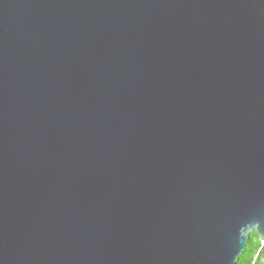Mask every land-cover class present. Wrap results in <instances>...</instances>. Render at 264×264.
I'll list each match as a JSON object with an SVG mask.
<instances>
[{
	"label": "water",
	"instance_id": "1",
	"mask_svg": "<svg viewBox=\"0 0 264 264\" xmlns=\"http://www.w3.org/2000/svg\"><path fill=\"white\" fill-rule=\"evenodd\" d=\"M264 244V0H0V264H235Z\"/></svg>",
	"mask_w": 264,
	"mask_h": 264
},
{
	"label": "trees",
	"instance_id": "2",
	"mask_svg": "<svg viewBox=\"0 0 264 264\" xmlns=\"http://www.w3.org/2000/svg\"><path fill=\"white\" fill-rule=\"evenodd\" d=\"M253 232H255V241L259 242L257 232L255 230L251 231L248 234L246 245H245L244 249L242 250L241 254L239 255V257L237 258L235 264H237L238 260L244 262V261H249L250 257L251 258H259V255L261 254V250H262V248H264V244H261L259 242L260 247L254 249L253 241L250 239V234H252Z\"/></svg>",
	"mask_w": 264,
	"mask_h": 264
},
{
	"label": "clouds",
	"instance_id": "3",
	"mask_svg": "<svg viewBox=\"0 0 264 264\" xmlns=\"http://www.w3.org/2000/svg\"><path fill=\"white\" fill-rule=\"evenodd\" d=\"M250 239L253 241V247L255 248H259L260 244L259 242L255 241V232H253L252 234H250ZM249 262L250 264H264V253H261L259 255V258H249Z\"/></svg>",
	"mask_w": 264,
	"mask_h": 264
},
{
	"label": "snow or ice",
	"instance_id": "4",
	"mask_svg": "<svg viewBox=\"0 0 264 264\" xmlns=\"http://www.w3.org/2000/svg\"><path fill=\"white\" fill-rule=\"evenodd\" d=\"M261 253H264V248H262ZM237 264H250V262L249 261L242 262V261L238 260Z\"/></svg>",
	"mask_w": 264,
	"mask_h": 264
}]
</instances>
